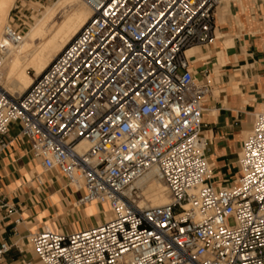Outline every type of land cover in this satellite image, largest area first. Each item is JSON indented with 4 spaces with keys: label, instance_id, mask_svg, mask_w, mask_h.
Returning a JSON list of instances; mask_svg holds the SVG:
<instances>
[{
    "label": "built area",
    "instance_id": "2783aa9c",
    "mask_svg": "<svg viewBox=\"0 0 264 264\" xmlns=\"http://www.w3.org/2000/svg\"><path fill=\"white\" fill-rule=\"evenodd\" d=\"M224 1L83 0L91 18L22 96L1 85L9 44L24 39L6 27L0 153L18 127L42 167L38 181L62 176L74 208L95 203L104 218L30 232L33 259L22 264H264V110L241 150L242 177L215 187L201 133L210 87L187 55L216 39ZM148 175L165 184L168 203L138 207L135 184ZM15 246L0 235V264Z\"/></svg>",
    "mask_w": 264,
    "mask_h": 264
},
{
    "label": "crops",
    "instance_id": "0c3cea01",
    "mask_svg": "<svg viewBox=\"0 0 264 264\" xmlns=\"http://www.w3.org/2000/svg\"><path fill=\"white\" fill-rule=\"evenodd\" d=\"M215 33L211 44L188 54L197 81L210 87L203 100L201 133L208 142L209 182L223 188L242 177L241 150L256 116L264 110V0L221 4ZM12 132L8 147L0 153V235L20 248L7 254L6 264H22L23 258L33 259L25 241L30 232L44 226L62 232L81 230L104 218L98 205L74 208L78 195L70 194L62 176L44 173L40 183L37 175L42 167ZM4 204L16 213L8 216ZM18 217L21 224L15 223Z\"/></svg>",
    "mask_w": 264,
    "mask_h": 264
},
{
    "label": "bare ground",
    "instance_id": "6f19581e",
    "mask_svg": "<svg viewBox=\"0 0 264 264\" xmlns=\"http://www.w3.org/2000/svg\"><path fill=\"white\" fill-rule=\"evenodd\" d=\"M13 1L0 0V44L6 40L5 29L9 25L6 15L13 6ZM60 1L52 12L47 9L45 19L43 17L37 28L29 29L30 32L20 44H9L1 69V85L8 94L24 95L33 85L35 78L45 72L91 18L92 10L83 0ZM30 69H34L35 78L29 75ZM135 186L141 190L144 198L139 203L136 201L139 208L161 206L169 202L165 184L153 175L140 179ZM92 205L96 204L92 203L87 207ZM109 218L110 216H107V219Z\"/></svg>",
    "mask_w": 264,
    "mask_h": 264
},
{
    "label": "rangeland",
    "instance_id": "374dc122",
    "mask_svg": "<svg viewBox=\"0 0 264 264\" xmlns=\"http://www.w3.org/2000/svg\"><path fill=\"white\" fill-rule=\"evenodd\" d=\"M59 1L60 0H14L13 4H12L13 6H11L10 10L7 11L8 16L6 15V19L9 22V25L12 24L14 28H16L24 36H26V34L28 32H30L29 29H33L34 27L37 28V26H39V23L41 21H43V17L45 19L46 14L48 13L47 9L49 12H52L53 8L55 10V8L58 7L57 6L58 4H56V3H59ZM60 3H61V1H60ZM223 3H229V1L225 0ZM39 19H41V20H39ZM37 21H39V22H37ZM31 26H32V28H31ZM28 73L30 76L32 75V77L35 78L34 69L28 70ZM15 96H18V95H15ZM18 131H19V128L15 127L13 129L12 133L17 134ZM25 145L28 147L27 143H25ZM28 150H29V148H28ZM29 153H30V151H29ZM31 156H32V154H31ZM138 194H139V198H136V201L139 203V201L143 200L144 198L142 197L141 190L138 192ZM137 202H136V204H137ZM100 210H101V208H100ZM230 224L231 225L235 224V221L233 218L230 219ZM25 241H27V239ZM22 242L23 241L20 242L21 245H23ZM29 244L30 243H28V246H29V248H31L29 253H30V255L33 256L32 246Z\"/></svg>",
    "mask_w": 264,
    "mask_h": 264
}]
</instances>
